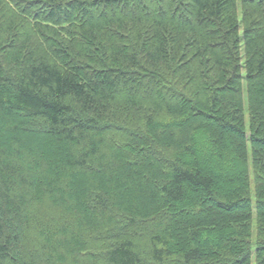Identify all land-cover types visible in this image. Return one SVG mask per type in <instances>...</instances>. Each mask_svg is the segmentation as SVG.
Here are the masks:
<instances>
[{"label":"trees","instance_id":"1","mask_svg":"<svg viewBox=\"0 0 264 264\" xmlns=\"http://www.w3.org/2000/svg\"><path fill=\"white\" fill-rule=\"evenodd\" d=\"M226 155L239 174L203 165ZM254 255L264 0H0V264Z\"/></svg>","mask_w":264,"mask_h":264},{"label":"rangeland","instance_id":"2","mask_svg":"<svg viewBox=\"0 0 264 264\" xmlns=\"http://www.w3.org/2000/svg\"><path fill=\"white\" fill-rule=\"evenodd\" d=\"M244 104H245V118H246V123L247 125L249 126V111H248V101H247V92H246V84L244 85ZM185 114H187L186 111H184ZM190 125V124H188ZM180 128L184 127L183 125L180 124L179 126ZM190 127V126H189ZM191 132V131H190ZM169 134L171 136H174V133L172 132H169ZM216 142L218 143L219 139L216 137ZM222 143L224 144V147L227 151L228 154H230L231 157H234V147H235V142H234V137L232 136H228V135H225L222 137ZM219 144V143H218ZM248 153H249V156H250V160H249V165H250V171H251V189H252V199H253V202H254V205L256 203V200H255V186H256V183H255V174L253 172V169H252V164H251V149H250V146L248 145ZM159 162V161H158ZM203 165L204 167H207V169L213 171L216 175L218 176H223V178H225L226 176H230V174L233 173V176L234 174H239V172H241V166H238L237 170H233V168L231 167L230 165V159H229V155L225 157V159L221 158L218 160L217 157H214L213 159L210 158V159H204L203 161ZM160 164V162H159ZM226 175V176H225ZM239 178V177H237ZM236 178V179H237ZM153 182H154V179H153ZM225 187V190H227V187L228 185L227 184H224L223 185ZM209 205L212 204V201L209 200ZM256 217V213H254V220H253V223H254V236L255 238H257V219L255 218ZM211 238V241L213 243H217L219 242V239L212 235L210 236ZM221 242V240H220ZM256 258H255V255L253 257V264H257L256 263Z\"/></svg>","mask_w":264,"mask_h":264},{"label":"bare ground","instance_id":"3","mask_svg":"<svg viewBox=\"0 0 264 264\" xmlns=\"http://www.w3.org/2000/svg\"><path fill=\"white\" fill-rule=\"evenodd\" d=\"M243 110V109H242ZM249 113V112H248ZM257 121V120H256ZM201 138V137H200ZM163 139V138H162ZM200 141V140H199ZM205 141V140H204ZM199 143V142H198ZM196 147H198V146H196ZM205 149V148H204Z\"/></svg>","mask_w":264,"mask_h":264}]
</instances>
